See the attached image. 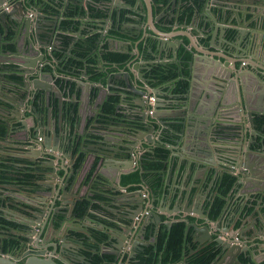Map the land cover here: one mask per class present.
Segmentation results:
<instances>
[{"label": "water", "instance_id": "water-1", "mask_svg": "<svg viewBox=\"0 0 264 264\" xmlns=\"http://www.w3.org/2000/svg\"><path fill=\"white\" fill-rule=\"evenodd\" d=\"M84 1L85 3H80L88 5L89 0ZM120 1L124 2V0ZM171 1L170 12L169 10L161 12L157 0H136L132 10L140 20V24L136 25L138 31L136 38L139 39L134 49L129 52L131 58L126 63L127 69L117 64L115 66L117 71L110 72L109 66L105 67L107 62L99 58L100 62L96 69L100 73H106L104 79L106 85H104L103 79L92 80L87 58L76 59L82 61V71L76 64H72L71 68L65 67L66 60L72 57V52L69 47L63 46L65 40L63 41L59 33L64 28L62 26L64 18H61V15L64 17L70 1L64 4L63 0H0V27H3V33L0 35V123L4 125L5 135L8 137L16 127L15 122L18 121V133L22 132L24 135V138H20L21 144H17L19 152L27 157L28 162L36 164L33 168L40 174L41 163L50 167L45 173L47 178L39 179L37 184L43 185L46 193L48 192V199H52L39 203L41 205L37 209L23 208L33 214V217L19 215L7 208L4 203L1 204L3 213L25 223L27 230L26 234L21 235L23 250L19 256L6 253L1 246L0 254H6L17 264H21L18 261L22 258H26L23 264H47L43 260L45 255H50L51 261L55 264H93L91 257L82 250L87 240L95 239L91 231L92 219L88 213L79 215L75 212L76 202L80 199L77 193L67 197L80 176L81 169H75L74 157L71 156L73 147L77 149L80 140H77L75 145L69 143L71 148L69 152L64 150L63 139L68 141L70 121L65 114L63 84L61 86L57 83L58 79L65 82L66 87L69 82H75L83 96L87 94L89 96L94 87L107 90V94L119 95L117 109H120L124 103L130 102L138 108L134 110L135 108L130 106V108L126 107L131 113L125 120H109L108 123L119 125L105 128L104 137H107L105 132L108 129L122 131L114 134L117 139L121 138V141L104 138L102 141L95 140V144L92 145H87L85 142L79 148L81 152L87 149L86 153L92 155L94 159L98 157L100 167L102 165L108 167L113 163L116 164L115 170L118 172L127 168L132 169L119 173L118 179H112L113 190L122 186L123 173L130 174L136 171L141 173V183L134 184V186L139 185L141 189L130 194V198L125 199L126 202L122 199L128 207L127 213H130L128 215L132 223H123L117 228L108 227V236L112 238L115 249L116 264L123 263L127 252V249L124 251L127 237L123 234L127 231L133 232L126 247L129 248V245L136 242L140 245L138 247L140 249L144 245L141 239L151 223L154 225L153 237L156 238L158 227L162 222V211L169 203L166 202L167 194L161 196L159 190L157 197L158 190L150 187L143 176L146 172L144 168L146 153H150L157 142H166L164 139L168 141L171 138L165 133H160L156 139H153L152 132L156 129L155 125L172 130L173 134L169 133L170 135L173 136L175 133L187 143L186 145H189L193 151L188 160L197 163L203 169V175L195 177L190 182L189 179L187 180L184 192L180 194L182 202L179 209H182L181 204L185 200L188 208L195 205L194 211L205 219L207 225L208 222L217 224L214 232L208 233L206 239H212L213 235H217L215 241L224 253L218 264H223L228 256L235 258L239 252L249 251V243L254 245L262 240L263 216L253 217L252 220L246 216V221L243 219L239 227H235L236 222L224 225L223 217L232 199L227 197L224 214L217 219H212L206 213L200 200L202 197L210 202L213 200L216 192L211 191L210 186L214 185L218 173L222 172H228L236 178L233 188L258 181L257 185L251 186L249 192H245L246 197L249 193L264 192V138L261 133L264 126L259 128L255 121L257 116L264 115V102L256 101L255 95L249 89L252 81H264V0H204L202 5H197L195 0H192L194 17L201 14L205 21L198 32L205 39L204 41L199 40L198 37L195 44L192 35L186 34L193 48L184 40L172 39L171 32L157 26H181L179 16L184 9L179 8L176 11L179 1ZM51 6H56L57 9L54 10ZM90 15V11H87L83 16V18L88 17L82 19L77 35L82 34L84 29L91 31L99 29L98 44L102 45L104 31L113 27L114 20L109 14L100 25ZM88 24L96 26H88ZM10 31L16 32L13 41L7 40ZM149 39L153 44L148 45ZM56 41L60 42L59 47L62 48L66 60L57 58L54 54ZM140 42H144V47L141 49L143 51L139 48ZM10 45H15V49H9ZM182 46L192 53L187 61L191 70L189 78L191 83L184 94L183 102L180 103L182 104L180 110L170 113L182 119L171 122L162 114L167 109L170 111L172 107L167 103V97L161 92V88L152 86L151 82H155V74L150 71L155 58L161 60L163 53L174 58L179 54ZM215 50H221L222 54ZM97 51L98 46L88 56L97 54ZM45 59L46 65H52V61L56 63L49 74H45L42 68H37L39 60ZM247 59H249L248 63ZM238 61H243L244 64L239 66ZM160 63L164 64L162 61ZM12 64L16 65L15 69ZM200 71L205 74L203 83L196 85ZM150 95L156 97L153 105L147 100ZM71 97H75V94ZM147 108H153L154 113L147 114L145 110ZM51 123L53 128H50ZM174 123L180 124L181 127H174L172 125ZM39 137H42V141L38 140ZM179 138L176 141H179ZM0 148L3 152L10 150L5 144ZM9 156L6 154V159ZM67 158L71 159V163L69 166H63L66 173L63 181L56 182L54 180L58 175L56 159L62 164L61 162L64 163ZM223 162L228 165L222 164ZM18 165L24 168L31 166ZM210 171L214 173L209 175ZM73 175H76V179L71 183L70 178H73ZM184 196L187 199H183ZM195 199L198 201L192 204ZM253 200H256V197ZM10 203L15 202L10 201ZM17 204H20L18 199ZM144 209L148 211L146 215L142 213ZM45 215L46 220H41L40 217ZM259 220L262 222L261 226L257 225ZM190 227L209 231L208 226L200 227L199 223L188 225L187 229ZM249 230L252 231L251 234H244ZM201 241L202 239L199 242ZM96 249L94 248L95 251ZM100 253L102 254L101 251ZM56 254H60V263L53 258ZM36 256L39 260L32 258ZM131 257L132 254L127 264H131ZM175 264L188 263L182 259Z\"/></svg>", "mask_w": 264, "mask_h": 264}, {"label": "crops", "instance_id": "crops-1", "mask_svg": "<svg viewBox=\"0 0 264 264\" xmlns=\"http://www.w3.org/2000/svg\"><path fill=\"white\" fill-rule=\"evenodd\" d=\"M68 1H71V0H64L63 3L66 4ZM177 1H179V3L177 2L178 8L176 11H178L179 8H181V10H182L183 4H184V2H186V0H177ZM97 2H101V0H94V2L90 0V4L92 5V7H96L95 3H97ZM162 2L165 4V6L161 5V4H160V6L164 10H165V8L166 9L170 8L172 5L171 0H163ZM82 3H85V1L82 0ZM81 6L83 7V10L80 9ZM48 7L50 8L49 5H48ZM75 7H78V9H80V10L77 9L75 11V9H74ZM51 8H54V10L57 9L56 6H53V7L51 6ZM87 8H88L87 4L76 5L75 2L71 1L69 6H68L67 12L64 14V17H62V15H61V18H64L63 22H62V26L64 28L60 31L59 34L62 37L63 41L65 40V37L69 38L68 44H65V41H64L63 46L69 47L70 51H73L76 41H78V39H80V38H83L85 35L83 34V32H82V34L77 35V31L79 30V28L74 30V29H72L71 26H66V24H64V20L67 17H71L70 19H73L75 21H79L81 24L82 19H87V17H88L87 16L86 18H83V16L86 15ZM97 8H99L98 5H97ZM161 8L159 9V11H161ZM71 9L74 10L73 11L74 16L69 15V11L72 12ZM167 10H169V9H167ZM171 11H172V9H171ZM80 12H81V14H80ZM156 12L157 11L155 10V13ZM169 12H170V10H169ZM47 14H50V13L47 12ZM132 14L133 15L131 17V19H132L131 21L135 25L140 24V20L138 19L136 13L134 12ZM54 16H57V15H54ZM190 16H191V18L187 22L185 21L186 16H183L182 18H180L179 21H180L181 26H177V25H174L173 27H170V26H164L163 27V26H159V25H157V26L159 28H161L162 30L171 32L170 37L172 39L184 40V42L191 47L190 40L186 36V34H188L190 36L192 35L191 36L192 41L195 44H196L198 37H199V40L204 41L205 39L202 38V35L199 34L198 32H199V28L201 26H203L205 21H204V16H202L201 14H197L196 18H195L194 12H193ZM248 17H250V16H247V18ZM97 24H98V22H97ZM108 24H107V27H108ZM185 24H187L188 26L184 27ZM1 28H3V27H1ZM13 32H14V34H13L12 39H10V40L7 39V40L13 41V38L16 34L15 31H13ZM89 32L94 33L95 35L96 34L99 35V29L96 31H89ZM141 34H142V32H141ZM0 35H2V34H0ZM138 39H139V37L137 38V40ZM59 43H60L59 41H56V43H55L56 44V48L54 49L55 55H56V53L63 52L62 48L59 47L60 46ZM111 44H113V40H112ZM139 45H140V47L143 48L144 42H140ZM95 46H96V42H95ZM133 46H136V42H135V44L133 43ZM52 47H54V46H52ZM131 47H132V45H131ZM191 48H193V47H191ZM198 48L200 50H203L201 46H198ZM181 50H182L181 57L182 58L186 57V59L189 60L192 53L190 51L186 50V48H184V46L181 47ZM215 51L222 54L221 50H215ZM97 52H99V51H97ZM170 57H172V56L171 55L166 56L165 53H163V55H162V59L165 61L169 60ZM188 57H189V59H188ZM57 58H59V57H57ZM60 59H62V58H60ZM248 60L249 59L246 60L247 63H248ZM169 62L175 63V62H177V59L174 58V60H172V61L169 60ZM180 63L181 64L178 63V65H180L179 66L180 69L184 68L183 63L182 62H180ZM198 63H200V62H198ZM55 64H56L55 61H52V65L51 64L48 65V66H50V70H52L55 67ZM80 64H82L80 66L81 71H82L83 70L82 69L83 63L81 62ZM243 64H244L243 61H238L239 66H242ZM253 64L256 65L257 62H253ZM182 65H183V67H182ZM12 67H13V69H15L16 65L12 64ZM198 67H200V66H198ZM123 68L127 69L126 66ZM186 68H187L188 73L185 74L183 71H181V73H180L181 75L180 76L178 75L179 77L177 78V80L180 78H187L189 80V86H190L191 82H190L189 78L191 75V70H190L188 63L186 64ZM110 69H111V72L117 71V69L114 68V66H111ZM199 74H200V77L197 79L196 85H199V83H203L202 80H203L205 74H203V71H200ZM175 81H167L165 83L157 84L156 86H154V87H160L161 88V92L167 97V103L170 105V107H172L170 109V111H169V109L166 110L169 112L164 111V113L162 114L163 117H165L167 120H169L171 122L180 121L182 119V117L174 116V115H171L170 113L176 112V110H180V108L182 107V104H180V103L183 102L184 94L188 90L187 89L183 93H178V94L175 93L174 92V88H175V84H176ZM61 82L63 84V96H64V100H63L64 102L63 103L65 106L64 108L66 109L65 114H66V116L68 115L67 118L69 119V121H70L71 114L73 115V113H72V110L69 108L68 105L72 102H78L76 120L74 123H70V128L68 129V141H65V139L62 138L64 141V147H65L64 150L65 151L69 152L71 150L69 143H72L73 145H75L77 140H80L78 148H80V146H82L83 143H85V142L87 145H92V144H95V140L102 141V140H104V138L106 140H112V141H121L122 140L121 138L117 139L114 136V134L122 133V131L109 130L108 129L105 132L107 137H104V131H105V128H107L111 125L113 127H115V125H119V124H114V123H108L110 119L111 120H117V121L125 120L126 116L131 113L129 110L130 107L135 108L134 110H138V108H136L132 102L124 103L120 109L119 108L117 109V106H116L115 112L112 115H110V114L107 115L102 111V105H103L106 97L109 95V94H107V90H103V89L101 90L98 87H94L92 89V91L90 92L89 96H88V94H87V96H83L81 89L80 88L78 89L75 82H69L68 87H66L65 82H63V81H61ZM103 84L106 85L105 80H104ZM70 85H72V87L74 88L73 90H71V88L69 87ZM0 89H1V86H0ZM249 89L255 95L256 101L264 102V81L263 82L252 81ZM72 94H75V97H71ZM126 107H129V108H126ZM149 109L150 108L145 109L147 114H149ZM152 113H154V112H152ZM19 114H21V113H19ZM96 119H98L97 122H96ZM151 119L155 120L153 117H151ZM17 122H15L16 123L15 129L13 130V132L8 137L5 135L6 130H5L4 134H2V135L0 134V147L5 144V146L8 147V149L12 148L13 151H16L19 149V146L17 144H19V145L21 144L22 141L20 138H24V135L22 132L18 133L19 123H17ZM0 124H1V126L4 127V125L2 123H0ZM172 125L176 128L181 127L180 124L178 125V124L174 123ZM155 127H156L155 131L152 132V138L153 139H156L160 133H163V134L165 133L167 136L171 137L168 141L166 139H164V141H166V142H157L154 145V147L159 145V146H162L163 148L166 149V153H165L164 157L161 159L162 166L159 169V173H158L160 175L161 185L159 186V189L156 192V196L157 197L159 196V190H160L161 196L164 193L167 194L166 195V202H169V203L165 205V207H164L165 209L162 211V215H161L162 222L160 223V225L166 224L168 227H171L173 224L178 223V222H184L185 225L186 224L191 225V224L199 223L200 227L208 226L209 231H207V232H206V230L201 231V229L198 230L194 227H193V230L195 231L196 234L199 235L201 233L206 238L208 233L214 232V229H216L217 224L215 222H208V225H207L205 219L200 217V214L198 212L194 211L193 207L195 205H192L190 208H188L185 200L181 204L183 206L182 209L181 210L179 209V205L182 202V197H180V194L184 192V188L187 184V180L189 179V182H190L195 177L203 175V169H201L200 166L197 165V163L194 164L188 160L190 153H193V151L189 145H186L187 143H185L182 139L179 138V136L177 134L174 133V135L172 136V135H170V134H173L172 130L167 129L166 127L162 129L159 125H155ZM50 128H53L52 123H51ZM167 132L170 134L168 135ZM178 138H179V141H176ZM126 144H128V143H126ZM72 151L73 152H71V156L74 157V166H75V163L77 161L79 154L75 153V146L73 147ZM86 151L88 152L87 149L86 150L83 149L82 152H83L84 157L80 161V165L77 167L75 166V169H81L80 174H79L80 176L77 178V180L75 182L74 189L72 190L71 193H69L67 195V197H70V196L74 195L75 193H77L79 196L78 198L82 199L84 197L91 195L95 191L100 192L105 197V199H106L105 201L103 199V201L99 202V206L101 207V211L95 212L96 213L95 215L98 217L97 218L98 220H93L92 218L91 219H92V222H93L94 226L96 227V229L104 230V233L106 234V239H105V241H100V243H98L97 241H94V240H87V243L97 245L99 247V251H101L102 254L112 255L114 257L112 264H116L115 254H114L115 251H114V247L112 245L113 241H112V238L108 236L109 235L108 234L109 233L108 227L110 225H111L110 227H115V228H117L119 226L118 225L119 221H117V219L121 218L122 216H121V214L116 216V213L117 214L119 213L117 211V208L119 207V204L126 202L125 199L130 198L129 197L130 194H133L134 192L136 193L137 190L141 189V187L139 185L134 186V184H137V183L140 184L141 181L139 180V182L138 181L132 182V181L128 180L127 182H124L123 180L126 177V175H128V174L123 173L121 176V185L122 186H119V188H117V190H113L112 189L113 188L112 179H114V178L118 179L117 176L119 175V173L128 172L129 170H132V169L127 168V169H123L122 171L118 172V170H115L116 164L114 165L113 163H110V166H108V167H104L103 165L100 167L98 165L99 158L96 157V159H94V157L92 155H88V153H86ZM6 154H7L6 152H3L2 150H0V161L6 160V157H5ZM176 155H179V157H177ZM10 158L12 159L13 157H10ZM10 158H8L6 160V162L7 161L12 162V160ZM56 161H57L56 164L58 165V169H57L58 175L54 180H56V182H62L63 177L66 174L65 171L63 170V166L64 165L69 166V164L71 163V159L67 158L64 163L61 162L62 164H59L60 161L58 159H56ZM31 163H33V162H31ZM1 164L2 163H0V166H1ZM222 164L228 165L224 162ZM40 165H41L40 167H41L42 173H43V174L41 173L42 179L45 180L47 178V175H45V173L50 170V167L48 165L42 164V163ZM134 167H136V166H134ZM213 173L214 172L210 171L209 175H212ZM219 175H221V174L218 173L217 177ZM108 176H110L111 178H109ZM72 177L73 178H70L71 183H73L74 180L76 179V175H73ZM102 178L105 180H107V178H108L107 182H103ZM185 178H187V179H185ZM149 182L151 183V178H150ZM257 183H258V181H254V183L249 182L244 186L237 185L234 188L232 186L231 190L229 191V193L226 196V203H227V197L229 199H232V202L229 205V208L227 209L226 213L224 214L223 213L224 210H223L221 215H220V216H222L224 214V217H223L224 218L223 219L224 225L228 224L227 221H229L230 218H234L235 222L240 221V224H241L243 219H244V221H246V216H249L251 220L253 217H258V216L264 217V209H263V204H262V197L264 196V192H259V193H255V194L249 193L247 197H246L247 194L245 195V192H249L248 190H251L250 189L251 186L255 185V184L257 185ZM12 187L13 186H11V184L6 185L3 183H0V199H8V197H10V200L14 201L15 203H17V199H18L20 201V205L22 204V206H25L28 208H34V209H37L41 205L39 203L49 200L48 199V196H49L48 192L46 193L43 185L42 186L39 185V187L37 189H34V190H25L24 189L23 191L18 190L15 192L12 190ZM210 188H211V191H213L214 187L210 186ZM145 192H146V188L144 190V193ZM208 192H209V190H208ZM255 197H256V200H253V198H255ZM122 199L125 202H123ZM183 199H187V198H185V196H184ZM51 200H49V201H51ZM241 200H244V202H243V204L242 203L240 204V206H241L240 213L234 214L231 211L232 209L230 210V208H231V206H233L232 205L233 203L236 204L237 202H240ZM197 201H198V199H195L192 204H195ZM156 202H158V200ZM209 202L210 201L208 199H205V197H202V199L200 200V203L203 205V209L205 211H207L206 204H208ZM116 204H118V205H116ZM125 205L126 204H124L123 207L127 209V207ZM249 208H251V212L247 215H243V217L241 219L242 211L243 210L247 211V209H249ZM0 209H1V207H0ZM145 212H146V209H144L142 213L146 215L147 213H145ZM30 216L33 217V214L30 213ZM100 217L109 221L110 225L105 224L103 221H101L99 219ZM115 218H116V220H114ZM40 219L41 220L43 219L45 221L46 215L41 216ZM17 220H19V219H17ZM130 220L129 221L125 220V221L131 223L132 220L131 221ZM97 223H99L98 226H96ZM167 223H170V224H167ZM257 225L261 226L262 222L259 220L257 222ZM151 226H152V224H150L148 226V228H151ZM15 232H17V231H15ZM186 232H187V230L185 231V234H186ZM251 232L252 231L249 230L247 232H244V234L249 235V234H251ZM17 233H19L20 235L26 234V232L22 231V230H20V232L18 231ZM195 233L192 234V238L195 236ZM5 235H6L5 233L0 231V246L6 251V253L10 252V253L16 255V257L19 256L22 253L23 249L20 251L18 250L16 252H11V251L5 249V245L7 242ZM132 235H133V232L131 233V231H127L125 234H123V236L127 237L125 244L127 242H130V238ZM215 236H217V235H213V237H215ZM261 237H262V240L257 241V243H254V245L249 243V246H250L249 252L252 255H254L256 261L259 264H264V234H262ZM205 238L203 237V239H205ZM194 240H195V238H194ZM243 241L245 242L246 239H244ZM204 245L206 246V244H203L201 246H204ZM125 249H127V248L125 247ZM125 249H124V251H125ZM59 255L60 254H56L53 256L54 260L57 263H60ZM49 256L50 255H45L43 257V260L47 264H55V263H53V261H51ZM32 258L39 260V258L37 256L32 257ZM25 260H26V258H22L18 262L23 264V263H25ZM124 260H125V257H124L123 261ZM1 262L7 263V264H17L16 262L11 261L6 254H0V263ZM122 264H127V261L125 263L123 262Z\"/></svg>", "mask_w": 264, "mask_h": 264}, {"label": "trees", "instance_id": "trees-1", "mask_svg": "<svg viewBox=\"0 0 264 264\" xmlns=\"http://www.w3.org/2000/svg\"><path fill=\"white\" fill-rule=\"evenodd\" d=\"M94 2V0H91ZM204 0H195V3L197 5H202ZM187 3L183 4V9L180 14V18L183 16H186L185 21H189L191 18V14L194 12V6H192V0H186ZM190 2V3H189ZM96 7H92L91 4H88L87 11H90L91 18L94 20V17H98L99 15H103V11H101L100 8H97L98 3H95ZM75 11L78 9V7L74 8ZM83 10V7L80 8ZM78 9V10H80ZM72 10V9H71ZM74 10L72 12L69 11V15H73ZM81 14V12H80ZM71 17H67L64 20V24L66 26H71L72 29L76 30L80 27V22L75 21L73 19H70ZM88 26H96L92 24H88ZM87 31V32H86ZM91 31V30H89ZM88 29L83 30L84 36L83 38L78 39L76 41L74 49L72 52V57H70L68 60L65 59V55L63 52L56 53V56L62 59L66 60L65 67L71 68L72 64L78 65V68L81 69L80 64L82 61L76 60V59H83L87 58L88 64H89V73L92 74V80L94 81H100L106 78V73L98 72V69H96L97 64L99 63V58L103 59V61L107 62L106 66H115L119 64L120 67H125L126 63L131 58V55L128 53H119L114 51H108L105 50L104 56H99V54L93 53L90 56V54L94 49V44L96 42V39L98 35L89 32ZM3 33V28L0 27V34ZM14 32L10 31L7 35V39H12ZM69 38L65 37V44H68ZM153 44V43H150ZM9 49L14 50L15 45L8 46ZM99 53V52H98ZM97 56V57H96ZM149 57V55H148ZM170 65V64H168ZM50 69V66L47 67ZM110 70V69H109ZM181 71H183L185 74L188 73L187 68L180 69L179 65L176 63H171L170 67L163 64H157L153 65L152 74H155V82H151L153 86H156L157 84H162L167 81H175V93H183L185 92L189 87V80L187 78H180L177 80V78L181 75ZM179 75V76H178ZM57 83H59L62 86V82L60 79L57 80ZM73 85V84H72ZM70 85L71 90L74 88ZM120 101V96L117 94H109L103 105H102V111L105 114L112 115L115 112V108L118 105ZM69 108L72 110L73 115L71 114L70 117V123H74L76 120V113L78 108V102H72L69 105ZM68 116V115H67ZM255 121L259 128H262L264 126V115L257 116L255 118ZM5 133V128L1 126L0 124V134ZM262 137L264 138V128L262 130ZM169 135V133H168ZM262 139V138H261ZM80 149H75V153L79 154L77 161L75 163V166L80 165V161L83 159V152L79 151ZM155 155L152 156V154L146 153V158L144 160V168L146 171H151V185L155 190L159 189L160 183V175L159 169L162 166L161 159L164 157L166 153V149L161 147L156 148ZM11 159V158H10ZM7 160V159H6ZM3 161V163L0 166V183L3 184H11L12 190L18 191V190H34L37 189L39 186L37 184V181L42 178V174L36 172V170L33 168V166H28V168L21 167L17 165L14 162ZM30 162L24 160V164H28ZM30 165V164H29ZM141 173L139 171L132 172L124 178V182H127L128 180L132 182H139L141 179ZM236 178L233 177L228 172H225L221 175H219L216 178V181L213 185L216 195L214 196V200L206 204L207 210L209 211V215L212 219H217L222 211L225 208L226 205V196L231 190L232 186L234 185ZM122 181V182H123ZM106 200L105 197L100 192H93L91 195L84 197L82 199H79L76 202L75 206V212H77L79 215H86L87 213L90 215V217L93 220H98L97 216L95 215L97 211H101V207L99 206L100 201ZM3 200V201H2ZM10 197L8 199H0V206L2 203L9 208L10 210H13L15 213L22 215V216H30V213L25 211L23 208L25 206H22V204L17 203H10ZM262 204L264 209V196L262 197ZM251 212V208L246 210H243L241 213V218L243 215H247ZM101 221H103L105 224H109V221L105 220L104 218H99ZM96 222V221H95ZM99 224V223H98ZM240 225V221H236L235 227H238ZM110 227V226H109ZM17 229L26 231L27 225L19 220H15L10 215H6L3 213V211L0 209V231L5 233L6 236V245L5 249L16 252L18 250H22V238L19 233H13L12 230ZM185 223L184 222H178L173 224L171 227H168L166 224H161L155 248H157V251H153V247H150L146 249L145 252L141 253L139 255L141 264H167L172 263L175 264L179 261H181L184 257V251L185 248L184 242H185ZM95 238H98L100 241H104L106 238V234L104 233V230L102 229H95ZM98 240V241H99ZM99 241V242H100ZM98 242V243H99ZM89 251H85V253L91 257L93 260V264H112L113 263V256L107 255V254H101L99 251V247L97 245L87 243L86 244ZM94 248H97L96 251ZM249 253V252H248ZM243 253L240 256V259L242 260L243 264H253L255 263V260L252 259V257L249 254ZM219 256V248L214 247V244H210L205 246L204 248L198 249L194 251L192 254L189 255L188 264H213L215 260Z\"/></svg>", "mask_w": 264, "mask_h": 264}, {"label": "flooded vegetation", "instance_id": "flooded-vegetation-1", "mask_svg": "<svg viewBox=\"0 0 264 264\" xmlns=\"http://www.w3.org/2000/svg\"><path fill=\"white\" fill-rule=\"evenodd\" d=\"M71 1L75 2L76 5H81V3H82V0H71ZM162 1L163 0H159V1L157 0V3L165 6V4ZM97 3H98L99 8L101 9V11H103L104 13H103V15L101 14L98 17H94L95 18L94 21H97V22L100 21L98 24L101 25L102 21L104 19H106L109 14H111L114 22H113V27L112 28H109V30H105L104 31L105 35L103 36V39L101 41L102 45L98 44V37H99V35H98V37L96 39V46L94 44L95 47H94L93 50H95V48L98 46V51H99L98 54H99V56H102V55L104 56L105 50L130 54L129 52L132 49H134L133 43L135 44V42L138 41L137 40L138 37L136 38V36H137L136 25L131 21L132 20L131 17L133 15L132 13H134L132 8L135 5L136 0H124V2H121L120 0H101V2H97ZM88 4H90V0H89ZM108 5H110L109 8H108ZM160 8L161 7H159V9ZM167 9H169V8H167ZM167 9L166 8H165V10L161 9V12L167 11ZM168 17H170V16H168ZM179 20H180V16H179ZM108 36H111V38H109ZM112 40H113V44H111ZM152 42L153 41L151 39H149L148 45L150 43H152ZM131 45H132L133 48L131 47ZM139 48H140V50L143 49L142 47H140V45H139ZM141 51H143V50H141ZM181 54H182V50L180 49L179 54L176 57H174V58L177 59L176 64H178V63L181 64L180 62H182L183 65H184V68H185L186 64H187L186 62L188 60L186 59V57L182 58ZM174 58L172 59V57H170L169 60L172 61V60H174ZM188 59H189V57H188ZM169 60H167L168 61L167 62V61H165L163 59L157 60L155 58L154 65L161 64L160 62L162 61L164 63L163 65L167 64V66L170 67L171 63H174V62H169ZM46 61H47L46 59L45 60H39L37 68H42V70H44L45 74H49L50 73L49 72L50 69L47 68L49 64L46 65L45 64ZM168 64H170V65H168ZM183 65H182V67H183ZM105 67H106V65H105ZM182 69L183 68H181V70ZM109 71L111 72V69ZM158 147H161V146H159V145L155 146L149 154H152V156L155 155V153H156L155 150ZM19 151L20 150L13 151L12 149H10L9 151L6 152L8 155H10L9 158L13 157L11 160H12V162L16 163L17 165L18 164H24V160L28 161L26 159L27 157L23 156V154L20 153ZM28 164H30L31 166H35L36 165L35 163H28ZM223 173H225V172H222L221 174H223ZM150 174H152L151 171H146V172L143 173L144 179L147 181V184L149 183V185H151L150 182H149L150 178H151ZM107 180H108V178H107ZM107 180L102 178L103 182H107ZM140 181H141V179H140ZM213 200H214V197H213ZM243 202H244V200H241L240 202H237L236 204L233 203L232 204L233 206H231L230 210L232 209L231 211L234 214H239L240 210H241L240 204L241 203L243 204ZM124 204L125 203L119 204V207L117 208V211L119 213L118 214L116 213V216L119 215V214H121V216H122L121 218L117 219V221H119V223H120V224L118 223L119 226L121 224H123V223H127L128 224L129 222H127V221L130 220V217L128 215L130 213H127V209L123 207ZM11 211H13V210H11ZM206 213L209 214V211L207 210ZM124 219L127 220V221H125ZM114 220H116V218ZM227 222L228 223L229 222H235V219L234 218H230V220L227 221ZM187 227H188V224L185 225V229L188 230L189 232H186V234H185V242H184L185 248L183 249L185 255H184L183 259L188 263L190 254H192L194 251H196L198 249H201V248L205 247V245L204 246H201V245L206 244V246H207V245H210L212 243V244H214V247L219 248V256L215 260V262L213 263V264H218L219 261L222 260V258L224 257V253L222 252L221 247L215 241V238L217 236H215L212 239H209V238L206 239L203 234H201V233L199 235L196 234L195 231L193 230V227H190L189 229H187ZM91 228H92L91 229L92 232H94V230L96 229L94 224L91 226ZM159 228H160V225H159L157 233H156V238L153 237L154 225L152 224L151 228H148V227L146 228V234L143 235V237L141 239L142 240L141 242H143V244L145 246L142 245V247L140 249H138V247H140V245H138V243H136V242L131 244V245H129V248H127L126 244H125L124 249L126 247L127 250L126 249L125 250L127 252L125 253V256H124L125 260L123 262L125 263L129 259L130 254H132L131 264H141V261H140L141 259H140L139 255L141 253L145 252L146 249L154 246L153 247V251L156 252L157 248H155V245H156V240H157V235H158ZM15 231L18 232L19 230H17V229H13L12 230L13 233H17ZM194 233H195V236L192 238V234H194ZM94 235H95V233H94ZM5 236H7V235H5ZM203 237L205 239H203ZM194 238H195L196 241L194 240ZM105 239H104V241H105ZM197 239L199 241L202 239V241L199 242ZM98 240H99L98 238L94 239V241L99 242L100 240L99 241ZM82 250L84 252L85 251H89L87 246L83 247ZM114 251H115V249H114ZM248 252L249 251L239 252L235 256V258H233L232 256H228L223 261V264H243L242 260L240 259V256H241V254H243V253L247 254ZM248 254L252 257V259L255 260V263H253V264H257V261H256L254 255H252L250 252ZM167 264H169V263H167Z\"/></svg>", "mask_w": 264, "mask_h": 264}, {"label": "built area", "instance_id": "built-area-1", "mask_svg": "<svg viewBox=\"0 0 264 264\" xmlns=\"http://www.w3.org/2000/svg\"><path fill=\"white\" fill-rule=\"evenodd\" d=\"M147 100L149 104L153 105L156 102V97L154 95H150L149 97H147ZM152 112H153V108H150L149 113H152ZM38 140L42 141V137H39ZM145 213H148V211H146Z\"/></svg>", "mask_w": 264, "mask_h": 264}]
</instances>
